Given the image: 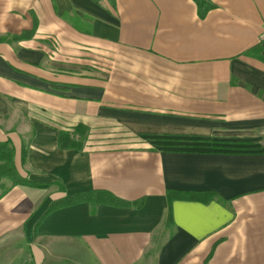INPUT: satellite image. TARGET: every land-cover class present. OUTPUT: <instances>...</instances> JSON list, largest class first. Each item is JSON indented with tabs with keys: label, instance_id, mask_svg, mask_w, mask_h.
<instances>
[{
	"label": "crops",
	"instance_id": "crops-1",
	"mask_svg": "<svg viewBox=\"0 0 264 264\" xmlns=\"http://www.w3.org/2000/svg\"><path fill=\"white\" fill-rule=\"evenodd\" d=\"M211 1L0 0V141L50 185L0 199V264H264V0ZM97 189L144 202L45 214Z\"/></svg>",
	"mask_w": 264,
	"mask_h": 264
},
{
	"label": "trees",
	"instance_id": "trees-1",
	"mask_svg": "<svg viewBox=\"0 0 264 264\" xmlns=\"http://www.w3.org/2000/svg\"><path fill=\"white\" fill-rule=\"evenodd\" d=\"M99 2L100 0H94ZM110 3L114 4V0H108ZM198 6V12L200 17H205L208 11H210L214 4L211 0H194ZM37 21H34V26L30 31H24L21 35H16V40L30 39L34 37ZM88 128L84 125H78L73 131H60L58 133V145L61 149H82L85 145L87 138ZM27 156L26 148L22 149V160L25 161ZM15 149L10 140L0 141V199L13 187L15 186H27L34 188H48L49 184H38L36 182L30 181L29 179L23 177L18 172L15 165ZM9 182L10 184H7ZM60 186V183H58ZM63 191L62 185L60 186ZM177 195V192L168 193L169 207L167 211L166 225H172V213H171V202L173 198ZM81 202H88L92 205H97L101 203L117 204V205H136L141 207L144 200L140 199L133 202H126L114 195L105 192L103 190H89L84 192H79L75 194L64 195L52 202L48 208L47 213L65 207L74 205Z\"/></svg>",
	"mask_w": 264,
	"mask_h": 264
}]
</instances>
